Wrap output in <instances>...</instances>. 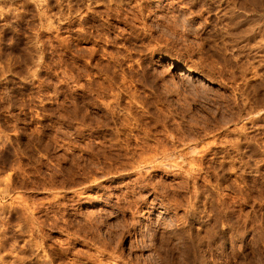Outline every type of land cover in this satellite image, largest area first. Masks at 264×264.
Segmentation results:
<instances>
[{
  "label": "rangeland",
  "instance_id": "1",
  "mask_svg": "<svg viewBox=\"0 0 264 264\" xmlns=\"http://www.w3.org/2000/svg\"><path fill=\"white\" fill-rule=\"evenodd\" d=\"M0 264H264V0H0Z\"/></svg>",
  "mask_w": 264,
  "mask_h": 264
},
{
  "label": "bare ground",
  "instance_id": "2",
  "mask_svg": "<svg viewBox=\"0 0 264 264\" xmlns=\"http://www.w3.org/2000/svg\"><path fill=\"white\" fill-rule=\"evenodd\" d=\"M182 75L185 77V78H191V75L190 74H187L185 72H182Z\"/></svg>",
  "mask_w": 264,
  "mask_h": 264
}]
</instances>
